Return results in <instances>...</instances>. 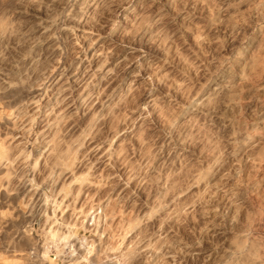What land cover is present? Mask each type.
I'll return each instance as SVG.
<instances>
[{
  "label": "rangeland",
  "instance_id": "obj_1",
  "mask_svg": "<svg viewBox=\"0 0 264 264\" xmlns=\"http://www.w3.org/2000/svg\"><path fill=\"white\" fill-rule=\"evenodd\" d=\"M0 264H264V0H0Z\"/></svg>",
  "mask_w": 264,
  "mask_h": 264
}]
</instances>
